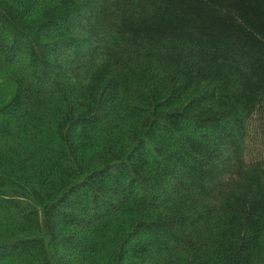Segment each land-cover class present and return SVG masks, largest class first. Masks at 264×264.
I'll list each match as a JSON object with an SVG mask.
<instances>
[{
	"label": "trees",
	"instance_id": "1",
	"mask_svg": "<svg viewBox=\"0 0 264 264\" xmlns=\"http://www.w3.org/2000/svg\"><path fill=\"white\" fill-rule=\"evenodd\" d=\"M0 264H264V0H0Z\"/></svg>",
	"mask_w": 264,
	"mask_h": 264
}]
</instances>
